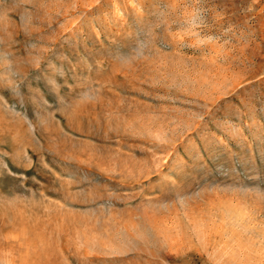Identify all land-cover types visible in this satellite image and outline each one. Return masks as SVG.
<instances>
[{
	"label": "rangeland",
	"instance_id": "obj_1",
	"mask_svg": "<svg viewBox=\"0 0 264 264\" xmlns=\"http://www.w3.org/2000/svg\"><path fill=\"white\" fill-rule=\"evenodd\" d=\"M0 264H264V0H0Z\"/></svg>",
	"mask_w": 264,
	"mask_h": 264
}]
</instances>
